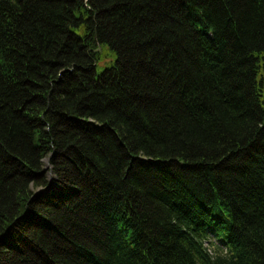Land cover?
Wrapping results in <instances>:
<instances>
[{
	"label": "trees",
	"instance_id": "obj_1",
	"mask_svg": "<svg viewBox=\"0 0 264 264\" xmlns=\"http://www.w3.org/2000/svg\"><path fill=\"white\" fill-rule=\"evenodd\" d=\"M0 264H264V0H0Z\"/></svg>",
	"mask_w": 264,
	"mask_h": 264
},
{
	"label": "rangeland",
	"instance_id": "obj_2",
	"mask_svg": "<svg viewBox=\"0 0 264 264\" xmlns=\"http://www.w3.org/2000/svg\"><path fill=\"white\" fill-rule=\"evenodd\" d=\"M45 165H46V170L48 171V178H50V177H52V174L49 173L50 165L47 161L45 162Z\"/></svg>",
	"mask_w": 264,
	"mask_h": 264
}]
</instances>
